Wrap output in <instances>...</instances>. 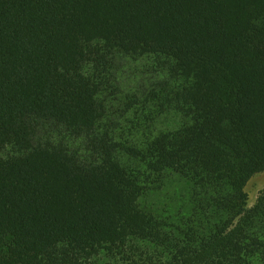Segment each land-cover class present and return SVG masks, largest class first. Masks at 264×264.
I'll use <instances>...</instances> for the list:
<instances>
[{
    "label": "trees",
    "instance_id": "16d2710c",
    "mask_svg": "<svg viewBox=\"0 0 264 264\" xmlns=\"http://www.w3.org/2000/svg\"><path fill=\"white\" fill-rule=\"evenodd\" d=\"M264 0H0V264H264Z\"/></svg>",
    "mask_w": 264,
    "mask_h": 264
},
{
    "label": "rangeland",
    "instance_id": "374dc122",
    "mask_svg": "<svg viewBox=\"0 0 264 264\" xmlns=\"http://www.w3.org/2000/svg\"><path fill=\"white\" fill-rule=\"evenodd\" d=\"M264 189V172L254 176L246 187V192L249 196V208L254 207L259 197L260 192Z\"/></svg>",
    "mask_w": 264,
    "mask_h": 264
}]
</instances>
